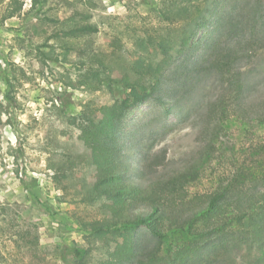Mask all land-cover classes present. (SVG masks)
<instances>
[{
  "label": "rangeland",
  "instance_id": "374dc122",
  "mask_svg": "<svg viewBox=\"0 0 264 264\" xmlns=\"http://www.w3.org/2000/svg\"><path fill=\"white\" fill-rule=\"evenodd\" d=\"M3 1L0 263L96 264L104 259V246L84 226L106 215L100 210L103 200L90 194L89 180L95 169L72 119L85 106L111 105L114 98L97 85L90 70L104 67L123 74L137 57L156 64L161 57L154 56L155 47L145 46L141 40L144 32L164 41L166 48L176 43V49L182 38L192 34L195 41L201 37L214 40L217 54L231 53L227 64L255 84L256 97L264 91V0H180L178 3L192 5L190 21L159 16L164 0H78L77 8L84 16L77 20L96 25L98 32L73 40L54 37L57 28L39 17L3 22L7 0ZM115 40H119V48H112ZM205 46L200 45L196 52L205 53ZM209 54L214 55L213 48L202 61ZM179 66L173 65L164 76L166 106L179 101V107L167 115L149 100L131 109L123 120L128 143L146 156L166 154L165 174L196 161L207 143V135L202 134L207 102L218 99L225 90L224 78L218 75L196 83L193 76L177 77L174 73ZM251 120L233 117L225 124L224 135L241 153L240 160L252 145L263 143L264 130ZM136 148L130 149L132 165L139 163ZM204 186L197 183L190 191ZM137 237L142 243H152L145 232H138ZM70 250H81L84 258L75 260ZM248 261L245 249L223 256L222 264Z\"/></svg>",
  "mask_w": 264,
  "mask_h": 264
},
{
  "label": "trees",
  "instance_id": "16d2710c",
  "mask_svg": "<svg viewBox=\"0 0 264 264\" xmlns=\"http://www.w3.org/2000/svg\"><path fill=\"white\" fill-rule=\"evenodd\" d=\"M79 1L7 0L1 20L39 17L57 28L54 37L59 40L88 37L98 28L80 21L84 15L77 8ZM179 1L164 0L159 16L190 21L191 3ZM27 3L29 9L25 11ZM157 39L146 32L141 37L150 50L155 47L154 56L161 57L156 64L137 57L123 74L104 67L90 70L97 85L106 89L114 102L87 105L72 119L95 169L89 180L90 194L103 200L100 210L106 215L84 226L88 235L104 246V259L96 264H222L223 256L245 249L249 253L247 264H264V139L252 145L244 153L246 158L240 160L241 153L224 135L225 124L233 117L245 122L252 119L264 130V91L254 97L255 84L227 64L231 53L217 54L214 40L201 37L195 41L190 34L176 49V43L166 48L165 42ZM116 42L119 40L112 48L120 47ZM202 44L208 46L206 54L214 50V55L209 54L204 61L205 53L196 52ZM175 64L180 65L174 73L177 77L193 76L196 83L197 79L218 75L224 78L225 90L218 99L207 102L202 132L207 143L196 161L165 174L166 154L146 156L128 143L123 120L131 109L149 100L167 115L179 107L177 101L168 108L164 100L168 90L164 76ZM133 147L139 155L137 165L131 164ZM202 182L205 188L190 191ZM140 231L152 243H142L137 237ZM70 253L75 260L84 258L81 250Z\"/></svg>",
  "mask_w": 264,
  "mask_h": 264
}]
</instances>
